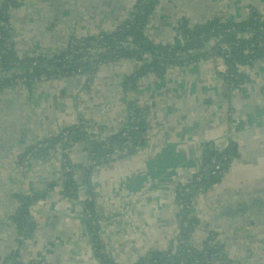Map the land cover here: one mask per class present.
Wrapping results in <instances>:
<instances>
[{
  "label": "crops",
  "instance_id": "obj_1",
  "mask_svg": "<svg viewBox=\"0 0 264 264\" xmlns=\"http://www.w3.org/2000/svg\"><path fill=\"white\" fill-rule=\"evenodd\" d=\"M17 3L10 15L16 54L50 57L63 52L72 38L112 33L128 19L135 0ZM253 11L264 21V0H159L145 34L154 44L180 45L181 22L190 27L212 19L238 23ZM213 45L214 41L206 45V51H212ZM214 58L174 67L162 77L149 74L128 94L122 91V82L136 65L126 60L99 65L87 84L82 77L59 78L30 89L17 86L0 92V264L35 259L46 264H97L83 207L65 198L59 188L31 208V219L38 224L32 239L22 243L16 226L6 218L14 211L13 193L43 192L60 168L52 159L23 171L17 165L18 155L78 120L111 129L125 127V101L148 108L141 145L134 154L99 166L90 175L98 237L112 262L135 264L168 250L181 227L172 196L176 185L191 183L212 151L232 145L239 157L219 184L196 196L192 208L198 222L187 240L198 245L213 235L224 255L238 264H264L260 238L264 235V60L239 66L245 79L237 86L228 85V92L215 68L221 63ZM82 146L74 144L68 155L72 164L87 167ZM237 205L241 211L235 213L240 217L229 218ZM254 237L258 243H253Z\"/></svg>",
  "mask_w": 264,
  "mask_h": 264
},
{
  "label": "trees",
  "instance_id": "obj_2",
  "mask_svg": "<svg viewBox=\"0 0 264 264\" xmlns=\"http://www.w3.org/2000/svg\"><path fill=\"white\" fill-rule=\"evenodd\" d=\"M158 2L159 0H135L134 9L128 19L112 33L96 35H102L100 39L96 36L85 37L65 52L50 57L28 58L18 56L13 46L10 15L18 4L17 0H5L0 8V92L15 85V80L30 89L39 82L53 79L88 78L94 74L99 65L105 62L117 63L120 60H126L136 65L122 82V91L127 94L130 90H135L139 80L149 74L162 77L174 67H187L212 56L221 61V64H216L215 68L226 90L230 92L228 85L237 86L245 79L238 73L239 66L264 60V21L254 11L249 18L238 23H222L218 19H212L202 25L190 27L187 23L181 22L179 29L184 37L182 44L174 46L154 44L145 34V27ZM212 41H214L212 51L207 52V46ZM220 41L231 43L228 52L220 50ZM91 47H95L97 53L92 61H89L85 53L86 49ZM2 73L9 74L10 77L3 78ZM223 95L225 98L228 97L226 91ZM125 108L128 122L121 129L99 126L96 131L90 129L81 131L80 127L70 125L62 129L65 135L58 133L47 137L18 155L17 165L23 171L31 166L28 162L29 158L39 159L42 163L59 156L61 163L57 177L47 182L45 187L43 186V192L11 195L17 207L6 219L16 226L22 243L32 239L38 228V224L31 219V208L43 202L47 193L59 188L69 201H79L82 205V214L88 220L89 230L93 232L95 258L100 264H113L103 250L97 237V223L92 219L94 212L90 175L91 171L99 166H105L114 159L132 155L140 147L141 136L147 131L145 119L148 108L142 109L129 101H125ZM125 133L127 135H124ZM62 143L68 149L76 143H81L84 160L88 165L90 164V167L72 164L68 153L58 151ZM38 144L41 145L36 147ZM217 152V149L212 151L205 163L200 164L201 180L196 181V175L192 177V182L187 184L189 191L175 200L180 208L177 215L181 225L177 233L178 238L187 240L198 222L192 216L193 208L188 202L189 196L193 192L198 190L204 192L211 186L219 184L228 172L231 162L239 157L237 149L232 145L222 149L219 154ZM114 155H116L115 158ZM216 164L226 168V172L220 173L214 170L213 167ZM82 170L86 171L80 175L79 171ZM78 181H81L82 186ZM234 209L228 214L229 218L240 217ZM209 236L215 239L213 235ZM177 237L171 240L168 250L161 252L157 259L152 258V264H194L197 259L200 260L198 264H227L229 261L227 256L221 255L222 249L219 246H212L201 253L178 246ZM15 258L13 256L10 260ZM12 264H41V261L40 259L29 262L15 261ZM135 264L149 263L147 257H142Z\"/></svg>",
  "mask_w": 264,
  "mask_h": 264
},
{
  "label": "built area",
  "instance_id": "obj_3",
  "mask_svg": "<svg viewBox=\"0 0 264 264\" xmlns=\"http://www.w3.org/2000/svg\"><path fill=\"white\" fill-rule=\"evenodd\" d=\"M131 8H133L134 9V7L132 6ZM133 9H132V11H133ZM96 36V35H95ZM102 37V35H100V36H96V38H98V39H100ZM83 38H80V39H74V38H72V39H70L69 41H68V43H69V45H68V49L71 47V46H74V45H77L78 44V42L79 41H81ZM229 45H231V43H219V48H220V50L221 51H225V52H228V50H229ZM207 48H209V47H207ZM63 52H65V51H63ZM96 53H97V49L95 48V47H91V48H87L86 49V56L89 58V61H92V58H93V56L94 55H96ZM213 62H215V63H221L218 59H216V58H214L213 59ZM7 78H9L10 76H6ZM90 78H91V76L90 77H84L83 78V80L85 81V83L87 84L88 83V81L90 80ZM14 83H15V85H13L12 87H17V86H23V85H21L20 83H19V81L18 80H15L14 81ZM7 88H10V87H7ZM6 88V89H7ZM130 92V91H129ZM128 92V93H129ZM127 93V94H128ZM132 115V114H131ZM74 125H76V126H78V127H80V129H81V131H83V130H87V129H90V130H92V131H96L98 128H99V125L97 126V125H91V124H88V123H85V121H82V120H78V121H76L75 122V124ZM58 133H61L62 135H65V132H63L62 131V129L58 132ZM57 133V134H58ZM124 135H127V133H125ZM38 143V141L35 143V144H37ZM34 144V145H35ZM41 144H38L36 147H39ZM33 146V145H32ZM58 151L60 152V153H62V152H64V153H69L71 150L70 149H68V147L67 146H65V145H63V143H62V145H60V148L58 149ZM218 152V154L219 153H221L222 152V148L221 149H218L217 150ZM56 159V161L58 162V164L59 165H61V163H60V159H59V156H57V157H55ZM28 162L31 164V166H35V165H38L39 163H40V160L39 159H35V158H29L28 159ZM90 165V164H89ZM214 170H216V171H220V173H224V171H225V168H223V167H221V166H218V164H216L214 167ZM60 170V168L58 169V171ZM227 170V169H226ZM58 171H57V173H58ZM226 172V171H225ZM196 178H195V180L196 181H200L201 180V174H200V169L196 172ZM192 181V180H191ZM187 184L188 183H182V184H177L176 185V188H175V192H174V197H173V199L175 198V200L178 198V197H180V196H183L185 193H187L188 191H189V187L187 186ZM201 192H200V190H198V191H196V192H193L190 196H189V198H188V202H189V204L191 205V207H192V205H193V203H194V200H195V198H196V196L197 195H199ZM204 193V192H203ZM175 202V201H174ZM41 203H43V202H41ZM41 203H37V205H40ZM175 204V206H176V208L178 207L177 206V204L176 203H174ZM93 220L94 221H96V223H97V221H98V219L96 218L95 219V217H93ZM97 237H98V233H97ZM177 237V235H174L171 239H170V242H171V240H173V239H175ZM176 244L178 245V246H182V247H187V248H190V249H193V250H196V251H198V252H201V253H204L205 252V250L207 249V248H210V247H212V246H219L218 245V241H216L215 239H213V238H211V236H207V237H205L204 238V240L200 243V244H198V245H194L192 242H190V241H188V240H185V239H182V238H178L177 237V240H176ZM169 247L171 246V243H170V245H168ZM168 247V248H169ZM220 247V246H219ZM19 248H21V245H20V247ZM221 248V247H220ZM221 255H223V256H226V255H224V252L221 250ZM108 256V255H107ZM109 258V257H108ZM228 258V257H227ZM110 259V258H109ZM229 259V261H228V263L227 264H238L234 259H230V258H228ZM97 260V259H96ZM111 260V259H110ZM40 261H41V264H46L45 263V261H43L42 259H40ZM98 261V260H97ZM112 261V260H111ZM199 259H197V260H195L194 261V264H198L199 263ZM114 263V262H113ZM97 264H100L99 263V261L97 262ZM114 264H125V261H123V260H121V259H117L116 261H115V263Z\"/></svg>",
  "mask_w": 264,
  "mask_h": 264
},
{
  "label": "rangeland",
  "instance_id": "obj_4",
  "mask_svg": "<svg viewBox=\"0 0 264 264\" xmlns=\"http://www.w3.org/2000/svg\"><path fill=\"white\" fill-rule=\"evenodd\" d=\"M5 1V0H4ZM77 39H80V38H77ZM68 45H69V43H66V45L64 46V49H63V51H67L68 50ZM32 57H35V56H32ZM28 58H31V57H28ZM0 75H1V73H0ZM8 74H3L2 73V77L3 78H6V76H7ZM1 77V76H0ZM126 78V77H125ZM19 89H24L23 87H19ZM83 121V120H82ZM106 128H108V127H106ZM92 131V130H91ZM115 156L116 155H114V158H115ZM225 171H226V168H225ZM225 171H224V173H225ZM222 177V176H221ZM179 184H182V183H179ZM176 188V187H175ZM174 192H175V189H174V191H173V193H172V196L174 197ZM174 201H175V198H174ZM45 202V201H44ZM178 206V205H177ZM15 207H17V203H16V201H15ZM15 207H14V210H15ZM175 210H176V216L179 214V211H180V208L179 207H177L176 208V206H175ZM80 215H82L81 213H79ZM195 215H196V210H195V208H194V210L192 211V216L195 218ZM97 217H95V219H96ZM93 219V218H92ZM197 219V218H196ZM85 221H88L87 219H85ZM9 224H11V221H9L8 222ZM91 224H92V222H91ZM226 231V230H225ZM216 233V232H215ZM256 238H258L259 236H255ZM255 237H254V239H253V243H258V241L256 240L255 241ZM262 237V239H264V235L262 234L261 236H260V238ZM171 243V242H170ZM170 245V244H169ZM219 245V244H218ZM222 249V248H221ZM222 251H223V249H222ZM225 251V250H224ZM221 252V251H220ZM252 264V263H251Z\"/></svg>",
  "mask_w": 264,
  "mask_h": 264
},
{
  "label": "water",
  "instance_id": "obj_5",
  "mask_svg": "<svg viewBox=\"0 0 264 264\" xmlns=\"http://www.w3.org/2000/svg\"><path fill=\"white\" fill-rule=\"evenodd\" d=\"M220 42H221V41H220ZM237 206H238V207H237L238 209H234V212L241 211V210H240V207H241V206H240V205H237ZM39 209H41L40 206L37 207V210H39ZM152 258H153V259L158 258V254H153L152 256H148V257H147L148 260H151Z\"/></svg>",
  "mask_w": 264,
  "mask_h": 264
},
{
  "label": "flooded vegetation",
  "instance_id": "obj_6",
  "mask_svg": "<svg viewBox=\"0 0 264 264\" xmlns=\"http://www.w3.org/2000/svg\"><path fill=\"white\" fill-rule=\"evenodd\" d=\"M151 263V262H150Z\"/></svg>",
  "mask_w": 264,
  "mask_h": 264
}]
</instances>
